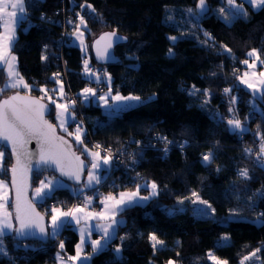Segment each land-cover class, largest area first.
Segmentation results:
<instances>
[{
	"label": "trees",
	"instance_id": "obj_1",
	"mask_svg": "<svg viewBox=\"0 0 264 264\" xmlns=\"http://www.w3.org/2000/svg\"><path fill=\"white\" fill-rule=\"evenodd\" d=\"M195 2L26 0L29 22L18 26L11 50L20 76L30 86L23 92L37 96L41 88L55 87V72L62 73L65 64L64 87L76 96L77 117H82L90 139L83 138V145L78 144L69 135L71 122L68 133H62L74 149L88 164L82 149L92 150L91 141L122 156L134 149L142 153L133 171L120 167L111 176L117 182L112 190L116 194L136 189L146 195L148 184L157 185L158 194L146 203L118 213L122 222L116 237L85 264H214L210 253L227 264H241L254 252L256 255L244 264H264V224L257 222L259 214L264 213V198L260 195L264 193V167L255 161L258 147L264 142V99L261 94L252 96L238 83L246 68L243 61H250L246 55L250 50L255 49L259 56L257 69L264 67L260 63L264 60V8L244 4L248 18L237 17L225 23L211 12L199 17L194 11ZM206 2L211 8L219 4V0ZM87 4L95 11L81 8ZM77 13L87 25L81 28L88 47L84 54L93 68L104 69L110 77L111 92L153 98L111 116L102 114L100 106L83 104L80 91L88 86L100 90L105 86L82 72L84 54L70 42L76 27L65 30L61 51L55 42L62 36L63 18L69 16L70 24ZM107 31H115L125 41L113 47L116 62L100 65L94 62L89 44ZM170 37L177 39L171 43ZM169 49L172 55H168ZM4 80V71H0V86ZM225 89L230 91L226 93ZM12 91H3L0 99ZM48 108L47 119H52L55 108L51 104ZM229 119H239L245 130H230ZM156 135L169 144L165 154ZM205 155L210 161L203 159ZM10 166L7 151L4 171H0V178L7 183ZM241 170H247L248 176H241ZM43 176L58 178L52 173L34 174L32 189ZM63 183L65 186L53 189L49 196L38 202L32 200L46 219L52 208L67 207L75 196L77 186ZM83 184L84 178L80 186ZM137 185L141 187L137 189ZM194 192L211 205L208 215H195L197 207L193 208L191 202ZM8 208L12 215L10 205ZM65 227L64 238L50 236L46 243L17 241L14 231L8 233L2 238L6 255H0V264H54L58 254L72 255L77 237ZM150 234L163 241L155 250ZM225 236L227 240L222 239ZM60 242L64 243L63 249ZM118 246L119 254L115 251Z\"/></svg>",
	"mask_w": 264,
	"mask_h": 264
},
{
	"label": "snow or ice",
	"instance_id": "obj_2",
	"mask_svg": "<svg viewBox=\"0 0 264 264\" xmlns=\"http://www.w3.org/2000/svg\"><path fill=\"white\" fill-rule=\"evenodd\" d=\"M248 2L253 7L264 8V0H248ZM228 5L229 15L224 17L226 21L237 16L246 15L243 5L236 4L235 0H228ZM84 7L95 11L90 4L81 5V8ZM197 8L200 9L201 12L207 11L206 0H199ZM188 11L191 12L192 9H189ZM220 11L221 13H224L226 9L221 8ZM77 16H79L80 19L79 24L76 25V34L77 38L81 40V46L83 48L86 46L83 44V33L80 32L79 29L81 25L84 27H87V25L83 16H80L79 13H77ZM25 19V0H0V27L3 28V31H0V71H3L4 69L2 66L6 65L8 77L4 86L0 88V93L7 89H18L20 87L30 90V86L24 82L23 77L19 75V72L16 69V57L11 55V50L16 40L17 28ZM69 22L71 23V21ZM205 35H208V33H205ZM117 39L121 38L116 36L115 31L101 35L95 42L97 46V56L99 58H104L108 55L109 49L113 47V44ZM170 39L175 41L177 38L170 37ZM101 42H104L103 47H100ZM171 51L172 50L169 49V52ZM248 56H256L257 60H259V56L257 55V51L255 49L250 51ZM45 58L46 57L43 56L41 57V59ZM84 63L85 71H90L88 68V61L85 60ZM243 63L248 64V61L245 60ZM260 63H264V60H261ZM249 67H252V65H249ZM245 75H247V73H245ZM260 75L261 77H264V73H261ZM242 82L247 83V81ZM57 83H59V81H57ZM261 83L264 84V80H261ZM248 87L253 88L254 94L255 92L261 93L260 98L264 99V88H256L252 84H248ZM40 91L45 94L47 92L44 88H41ZM224 91L227 93L230 90L225 89ZM83 92L84 94H96L90 88H85ZM99 99L107 104L104 96H100ZM112 99L115 101H124L139 100L140 98L137 96L124 97L117 94L112 97ZM235 100L236 98L233 97L232 102L235 103ZM53 103H55V101H53ZM56 107L60 110L57 112V120L59 121L60 128L62 131L67 132L68 129L65 127V124L68 117L65 116V113H67L68 107L61 104H56ZM46 111L47 106L41 103L39 99L21 96L18 93L0 101V171H4L3 161L9 147L11 148L12 156L15 158V163L10 169L12 174L11 188L15 190L14 203L9 199V184L4 180H0V255H6V251L3 248L2 238L12 231L16 233L17 239L28 234H34L31 233L32 229H38L41 235H49L43 226V217L35 211L32 202L27 197L28 172L33 168L41 170L42 166H44L45 169L47 167L55 166V169L60 171L62 175L74 177L77 181H79L80 172L86 168L84 161L71 151V146L68 145L67 141L64 140L63 137L56 135L54 126L44 118ZM229 111H232V109H229ZM228 124L230 126V130H245L243 129V125L239 119H229ZM80 133L81 128L77 127L75 139L78 144L83 143ZM69 135H72V133H69ZM32 139L37 141L39 148L38 159L35 164L32 163L33 154L26 148V145ZM95 147L99 148V145H96ZM246 151H251V149H247ZM85 152L92 157L91 168L88 169V181L86 185L91 186L93 181L96 183L100 182V178L94 174L95 170L101 167L99 163V153L90 152L87 148H85ZM165 152H167V149H165ZM261 154L264 155V143L261 144ZM203 159L205 161H210V156L205 155ZM103 163L107 165L109 163V158L105 157ZM261 166L264 167V164ZM240 175L247 177V170H241ZM52 184L53 181L47 180V178H45V180H41L39 187L34 190V197H40L43 199L49 196ZM140 187V185H137V189ZM151 188L152 191L149 195H157V185L154 182L151 184ZM192 195L196 197V200H198L201 204H205L207 205V208H211V205L207 204V201L200 200L199 196L195 192L192 193ZM260 195L264 198V193H260ZM137 197L138 191L121 192L118 199L109 195L101 201V203L104 204V211H101L100 213L88 212L85 213L84 217L78 216L77 213L84 212V208L91 203L90 197H86L84 207H73L68 211H62L61 209L54 207L51 215V235L54 237L65 223H70V221L66 219L68 217H71L77 224H79L81 219H90L99 216L101 220H108L111 218V222L90 226L88 229L89 234L92 230L102 231L104 234L102 240L109 239L111 238L110 230L118 223H121V221H117L116 219L117 214L127 206L136 203ZM139 199L148 200L149 196L139 197ZM193 202L195 203L196 201ZM9 205L15 209V221L19 224V227L17 228H13L12 215L8 211ZM204 214H207V212L205 211ZM257 222L264 224V213L259 214ZM85 231V228L80 229L81 241L76 245V255L69 257V260H71L73 264L77 261L83 262L90 259V256L81 255L84 245L88 242V238H90V236H85ZM121 239H123V237ZM149 239L153 242L152 247L154 250L157 245L163 244V241L158 239L155 234H150ZM222 239L227 240L228 237L225 236ZM59 246L63 249L64 243L61 242ZM91 246L93 254L98 252L102 248L101 240H92ZM115 251L119 254L121 252L120 247L118 246ZM256 251H260V249H257ZM255 255L256 253L254 252L251 256L244 257L241 264H244V261L251 259ZM59 258L58 254V259ZM209 259L214 261V264H227L226 261L219 260L211 253L209 254ZM168 264H174V262L169 261Z\"/></svg>",
	"mask_w": 264,
	"mask_h": 264
},
{
	"label": "crops",
	"instance_id": "obj_3",
	"mask_svg": "<svg viewBox=\"0 0 264 264\" xmlns=\"http://www.w3.org/2000/svg\"><path fill=\"white\" fill-rule=\"evenodd\" d=\"M236 1V0H235ZM223 2H224V0H223ZM237 2H239L240 4H249L250 6H252L249 2H246V1H244V0H237ZM25 5H26V0H25ZM244 8V7H243ZM254 8V7H253ZM244 10H245V8H244ZM246 12V11H245ZM219 17V16H218ZM237 17H241L242 19H247L248 18V13L246 12V15H242V16H237ZM237 17H235V18H231V19H229L228 21H226L223 17L221 18V17H219L223 22H227V23H229V22H231V21H233L234 19H236ZM0 31H3V28L2 27H0ZM17 32V31H16ZM72 35V34H71ZM70 35V36H71ZM16 38H17V33H16ZM71 42V41H70ZM72 43V42H71ZM11 55H13V53L11 52ZM15 56V55H14ZM251 58H250V61L248 62V64H244L245 65V69H244V71L241 73V75H240V77H239V79H238V83H239V85H241L244 89H246L252 96H254V97H259L260 96V94H259V92H255V94H254V90H253V88H249L248 87V84H252V85H254L256 88H264V84H262L261 83V80H264V77H261V73H264V67L263 68H261V69H257L258 68V65H259V60H257V57L256 56H250ZM15 64H16V61H15ZM249 65H252V67H249ZM3 67V71H4V76H5V80L3 81V83H2V85L0 86V88H2L3 86H4V84H5V82L7 81V66L6 65H3L2 66ZM16 69H17V71H18V68H17V66H16ZM19 72V71H18ZM245 73H247V75H245ZM20 75V74H19ZM23 80H24V78H23ZM242 81H247V83H243ZM25 82V81H24ZM7 90H11V89H7ZM13 90V89H12ZM15 90H20V91H22V90H24V88L23 87H20V88H18V89H15ZM56 104H61V105H63L61 102H56V103H54V108H55V113H54V115H53V119H54V124L56 125V127L60 130V131H62L61 130V128H60V124H59V121L57 120V112L58 111H60L59 109H57V107H56ZM65 116L66 117H68V120H67V122H66V124H65V127H67V129H68V124H70L71 122H72V120L74 119V118H71V114H70V111H69V109H68V111H67V113H65ZM62 132H65V131H62ZM74 136V135H73ZM74 139H75V136H74ZM76 140V139H75ZM264 143V142H263ZM259 148V153L261 154V145L258 147ZM82 150H84L85 151V148L83 147V149ZM88 151H90V152H95L94 150H88ZM85 154L88 156V158H89V161H90V163H89V165H88V167H89V169L91 168V163H92V157L90 156V155H88V153L87 152H85ZM103 160H104V158H103V156H100L99 155V163H100V165H101V167L100 168H98V169H96L95 170V172H94V174L95 175H97L100 179L102 178V176L104 175V173H105V168H106V166L107 165H105L104 163H103ZM260 164H264V155H262L261 154V162H260ZM45 178H47V180H52L53 181V184H52V186H51V191L53 190V189H55V188H58L59 186H65V183H63V181L61 180V179H58V178H53V177H50V176H43V177H40L39 179H38V181H37V184H36V187H34L33 189H32V191H31V193H30V196H31V199L34 201V202H38L39 200H41V198L40 197H34V190L37 188V187H39V185H40V181L41 180H45ZM0 180H3V179H1L0 178ZM87 181H88V169H87V174H86V176L84 177V184L82 185V187H81V189L82 188H86V189H92V187L95 185V181H93V183H92V185L91 186H86L87 185ZM6 182V181H5ZM47 182V181H46ZM7 183V182H6ZM81 189H78V190H75L74 191V193H76V192H78V191H80ZM133 191H137L136 189H134V190H128V189H125V191H120L116 196H114V197H116L117 199L119 198V194L121 193V192H133ZM8 193H9V199L11 200V197H10V187H9V189H8ZM93 197L95 196V194H93L92 195ZM107 196H109L107 193H103L102 195H99L98 196V198H101L100 200L98 199L97 200V205H98V207L95 209V210H93V211H89V212H92V213H100L101 211H104L105 209H104V204H102L101 203V201L105 198V197H107ZM141 195L139 194V192H138V197H137V200H136V203H134V204H132V205H129V206H133V205H136V204H138V203H141L140 202V199H139V197H140ZM111 203V202H110ZM129 206H127V207H129ZM55 208H59V209H61L62 211H65L64 209H63V207L62 206H60V207H55ZM53 209V208H52ZM52 209L50 210V213H49V216H48V219H47V228H48V233H49V235H48V237H53L52 235H51V232H52V227H51V215H52ZM125 209V208H124ZM8 211H9V208H8ZM10 212V211H9ZM85 213H88V212H78L77 213V215L78 216H80V217H84L85 216ZM109 216H110V214H109ZM68 221H70V223H65L64 225H67V227H69V230L72 232H74V234H75V236L77 237V241H76V243L74 244V246H73V248H74V251H73V254L72 255H70V256H60L59 255V259L57 258L56 260V262L54 263V264H73V262L71 261V260H69V257H72V256H75L76 255V245L77 244H79L80 243V241H81V233H80V229L81 228H85V236L86 237H89L90 236V238H88V242L84 245V247H83V252L81 253V255L82 256H92V255H94L93 254V252H92V246H91V241L92 240H101V243H102V248H101V250H103V249H105V246H107L116 236V230H117V228H118V226H119V224L120 223H118L117 225H115L114 227H113V229H111L110 231H111V238H109V239H105V240H102V237H103V232L102 231H96V230H92L91 231V233L89 234V231H88V229H89V227L90 226H95V225H98V224H105V223H110L111 222V218H109L108 220H101L100 218H99V216H96V217H94V218H84V219H81L80 220V223L79 224H77L76 223V221L75 220H73L71 217H68V218H66ZM116 219H117V221H121L122 222V219L120 218V216H119V214H117V216H116ZM12 220H13V218H12ZM63 225V226H64ZM14 226V225H13ZM62 226V227H63ZM62 227L58 230V233H57V235H55L54 237H56V236H58L59 235V233L61 232V229H62ZM11 233V232H10ZM101 250H99V251H101ZM91 259V258H90ZM90 259H88V260H86V261H83V262H81V261H77V262H75V264H85V263H88L89 261H90Z\"/></svg>",
	"mask_w": 264,
	"mask_h": 264
},
{
	"label": "rangeland",
	"instance_id": "obj_4",
	"mask_svg": "<svg viewBox=\"0 0 264 264\" xmlns=\"http://www.w3.org/2000/svg\"><path fill=\"white\" fill-rule=\"evenodd\" d=\"M244 1H246V2H248V0H244ZM236 2V4H240L239 2H237V0L235 1ZM209 4V3H208ZM243 5V7L245 8V5L244 4H242ZM221 8H224V9H226V11L224 12V13H221V11H220V9ZM229 5H228V0H224V2H223V0H219V4H217V5H215V7H210L209 8V11H208V13L209 12H211V13H213V14H216L217 16H219V17H225V16H228L229 15ZM172 18H174V16L172 17ZM172 18H170L171 19V21L173 20ZM67 19H70V17L69 16H65L64 17V19H63V24H62V26H61V30H64L63 29V26L65 27V23L64 22H66L67 21ZM225 19V18H224ZM75 23H76V25L77 24H79V19H77V20H75ZM83 27V25H81L80 26V29H79V31L80 32H82L83 33V44H84V46H86V47H83L82 48V46H81V40L80 39H78L77 38V34H76V29H74V32L72 33V35H71V42H72V44L75 46H77L79 49H80V51L84 54H86L87 52V49H88V47H87V42H85L84 41V31L83 30H81V28ZM170 39V38H169ZM57 40V39H56ZM56 42V41H55ZM92 42V41H91ZM170 42L171 43H173V40H171L170 39ZM91 44V43H90ZM90 44H89V48H90ZM250 51H252V50H250ZM249 51V52H250ZM248 52V53H249ZM248 53L246 54L247 56H248ZM168 55H172V53L170 52ZM249 57V59L251 58L250 56H248ZM82 72H83V74L85 75V77L86 78H89V79H94L95 80V83H97L98 84V81H101V83L102 84H104V86H105V88L104 89H98L97 88V86L96 87H91V86H88V88H90V89H92L96 94L95 95H92L91 93H88V94H84V92H83V90L82 91H80L79 92V96L81 97L80 99H81V101L83 102V104L84 105H86V106H88V105H95V106H100V108H101V110H102V114H104V115H106V116H111L112 114H114V113H117L118 111H121V110H123V109H126V108H130V107H132V106H135V105H139L140 103H142L143 101H145V100H148V99H151V98H153V96H149V97H146V98H143V99H141L140 97V99L139 100H124V101H115V100H113L112 99V97H114V96H116L117 95V93H112L111 92V90H110V83H109V79H110V77L107 75V73H105L104 72V69L103 70H100V69H95V68H93L92 70H90V71H88V72H86L85 71V66H83V68H82ZM56 77V82H55V87H53V88H51V89H46V88H44V89H46L47 90V92H46V94L45 93H43V92H41L40 90L38 91L39 92V94L37 95V97H39V98H41L44 102L46 101L48 104H51V105H53V107H54V103H53V101H55V103L56 102H61L63 105H66L67 107H68V109H69V111H70V114H71V118H74L73 120H72V122L75 120V116H76V119H78L77 118V115L74 113V112H72V109L73 108H71L70 106H68L69 104H64V102L66 101V98H67V91H66V89H65V87H64V85L62 84V82H61V80H59L58 78V76H55ZM25 81V80H24ZM57 81H59V83H57ZM26 83V82H25ZM90 85V84H89ZM99 88H101L100 86H99ZM25 90H28L29 91V89H25L24 88V91ZM11 91H12V89H11ZM13 91H20V90H15V89H13ZM21 92V91H20ZM22 93H23V90H22ZM27 94V93H26ZM260 94V93H259ZM118 95H120V96H124V97H128V96H135V95H123V94H118ZM100 96H104L105 97V100L107 101V104H105V102L104 101H102V100H100L99 99V97ZM76 100H77V98H76ZM252 103H253V105L254 106H256L257 105V103L255 102V100H252ZM77 105H78V100H77ZM78 107H79V105H78ZM74 113V114H73ZM52 119H53V117H52ZM52 119H50V120H52ZM54 120V119H53ZM79 127V126H78ZM80 128V127H79ZM72 129V131H71V133H72V135H74L75 136V134H76V129H74L73 127L71 128ZM69 130V129H68ZM67 130V131H68ZM84 129L83 128H81V133H80V135H81V139L83 140V138L84 137H82L83 135H84ZM68 133V132H67ZM73 136V137H74ZM85 140V139H84ZM83 145V144H82ZM91 146V145H90ZM92 148L94 147V148H96L95 146H91ZM137 148H141V146L140 145H137L136 146ZM81 148H82V146H81ZM92 150H94V149H92ZM96 152V151H95ZM101 152H99V155L100 156H103V158H105V157H108L106 154H100ZM130 154H132V151L130 150V152H129ZM258 155H260V157H261V154L259 153V148H258ZM89 165V164H88ZM87 169H89V167L87 168ZM86 173H85V176H86V174H87V170L85 171ZM84 176V177H85ZM104 176H102V178H103ZM102 178L100 179V180H102ZM97 183H95V185H96ZM151 184L152 183H150V184H148L147 186H148V193L146 194V195H141L140 197H145V196H149V198L151 197L149 194L151 193V191H152V188H151ZM76 188H78V189H81V186H77ZM77 189V190H78ZM82 189H85V188H82ZM96 192L93 190L92 191V193H90L89 194V196H87V197H90L91 198V201H92V199H94V197L92 196L93 194H95ZM102 193H106V192H102ZM108 195H110L109 193H107ZM99 200L101 199V198H98ZM191 202H192V205L193 204H195V206L193 207V208H196L197 207V210H203L204 212L206 211L207 212V214H204V212H202V213H200V212H198L197 210L195 211V215L196 216H202V215H208L209 214V212L211 211L210 210V208H207V205H205V204H201L198 200H196V198H191ZM146 201L147 200H140V202H142V203H146ZM193 201H196L195 203L193 202ZM70 204V203H69ZM68 204V206L67 207H65V208H63L65 211H68L69 209H70V205ZM98 206H97V204H95L94 206H93V209L92 210H90V211H93V210H95L96 208H97ZM84 212H89V211H84ZM61 243V242H60ZM211 260V259H210ZM212 261V260H211ZM213 263H214V261H212Z\"/></svg>",
	"mask_w": 264,
	"mask_h": 264
},
{
	"label": "built area",
	"instance_id": "obj_5",
	"mask_svg": "<svg viewBox=\"0 0 264 264\" xmlns=\"http://www.w3.org/2000/svg\"><path fill=\"white\" fill-rule=\"evenodd\" d=\"M65 15V14H64ZM25 16H26V19L23 20V22H26L28 23L29 22V16H28V12L25 11ZM64 19V18H63ZM75 20H77V16L74 15V19L71 21V23H67L64 22L65 24H69L68 27L65 25V27L63 26V29L62 30V36H60L59 38H57L56 42H57V46L59 48V50L61 51L65 45V37L67 35V31L68 30H72L74 27H76V23H75ZM75 24V25H74ZM67 30V31H65ZM85 60L88 61V57L87 55H83L82 59H81V63H82V66H85ZM88 68L90 70L93 69V67L91 66V64L88 62ZM64 70H65V64H62V73H58V72H55V75H57L59 78V80H61L62 84L65 85V75H64ZM66 86V85H65ZM66 91H67V98H66V101L64 102V104H69L68 106H70L72 109V111L78 116V113H79V107L77 105V100H76V96H74V94L68 90L66 88ZM78 119L75 118V120L73 121V124H72V127L74 129H77V127L79 126L80 128H83L84 129V135L82 137H84V139H86L87 141H89L90 139H87V134H88V131H87V128L84 124V121L82 119V117H77ZM157 138L161 141V148L162 150L164 151V154L166 153L165 152V149H169V144L167 142H165V138H163V136H159V135H156ZM90 145L91 146H96L95 143L93 141L90 142ZM179 148H182L183 145L182 144H179L177 145ZM137 148V147H136ZM94 149V151L96 152H101L102 154H106L109 158V163L107 164V167L105 168V173H104V177L102 178V180H100L99 183H97L96 185H94L92 187V189H81L80 191H78L77 193H75V196L74 198L72 199L71 203L69 204L70 205V209L73 208V207H84L85 203H86V197L89 196L90 193H92V191L94 190L96 193H95V196H94V199H92L91 203L88 204V206L86 208H84V211H90L93 209V206L95 204H97V200H98V196L100 194H102L103 192V189H106L107 192L112 195V196H116V192H112V190L114 189V187H116L117 185V182L112 179V175L114 172H117L118 169L121 167V170H125V171H133V169L135 168V166L140 162L141 160V156H142V153L138 154L136 152H134V150H131L132 151V154L130 153H127L126 155H121L120 153H117V152H114V151H109V150H105L103 148H92ZM140 149V148H139ZM142 149H144V147H142ZM100 153V154H101ZM255 161L256 163H259L261 162V157L260 155H256V158H255ZM98 206V205H97ZM66 225H64L62 227L63 228H66L65 227ZM62 229H61V232L59 233L58 236H56L58 239H60L59 237L61 238H64V234L62 233ZM57 239V240H58Z\"/></svg>",
	"mask_w": 264,
	"mask_h": 264
},
{
	"label": "water",
	"instance_id": "obj_6",
	"mask_svg": "<svg viewBox=\"0 0 264 264\" xmlns=\"http://www.w3.org/2000/svg\"><path fill=\"white\" fill-rule=\"evenodd\" d=\"M198 2H199V0H196V2H195V7H194V11H195V13H196L199 17H202V16H204L206 13H208L210 6H209V4L206 2V5H207V9H208V10L205 11V12H201L200 9L197 8V4H198ZM110 32H113V31L102 32V33H100L99 35H97L96 38H94V39L91 40L92 42H91V44H90V52L92 53V58H93L94 62H96V63H98V64H100V65H108V64H111V63L116 62V61H115L116 58H115V55H114L113 47H114L115 45H117L118 43H121V42L125 41V39H124L123 36H121V35H119V34L116 33V36H117L118 38H121V39H117V40H116V42L113 44V47H112L111 49H109V54H108V55H106L104 58H99V57L97 56V46H96L95 42L99 39V37H100L101 35H103L104 33H110ZM103 44H104V42H101L100 47H103ZM17 93H18L19 95H21V96L31 97V98H33V99H39L41 103H43V104H45V105L47 106V111H46V113H45V117H44V118H45L50 124H52V125L54 126V128H55V130H56V135H57V136H60V137H63V139L67 141L68 145L71 146V151L74 152L75 155L79 156L80 159L83 160L84 163H85V165H86L85 170H83V171L80 172V175H79V181H77L74 177H71V176H68V175H62L60 171H58V170L55 169V166L47 167L46 169L44 168V166H42L41 170H37V169L33 168L31 171L28 172V174H27V177H28V179H27V185H28V186H27V197H28V199L32 202V204H33V206H34V208H35V211H36L37 213H39L40 216L43 217V221H42V223H43V226H44L45 229H46V232L48 233L47 219H46V217H44V215H43V214L37 209V207L35 206V203L32 201L31 196H30V193H31V191H32V186H33V185H32L33 175H34V174H37V173H43V172H44V173H52V174H54L56 177L62 179L63 181H66V183H69V184H71L72 186H80V185H81V182H82V180H83V178H84V176H85V173H86L85 171H86L87 168H88V162L85 161V159L82 157V155H79V154H78L77 150L74 149V146H73L71 140H69V139H68V138L62 133V131H60V130L56 127V125L54 124L53 120L47 119V116H48V114H49V109H50V108H48V103H47L46 101L44 102L41 98H39V97H37V96H35V95H34V96H31V95H29V94H26V93H24V92L22 93V92H19V91H12L11 94L1 97L0 101L5 100V99H7L8 97H10V96H12V95H16ZM26 148H27V150H28L30 153L33 154V156H32V163L35 164L36 160L38 159V152H39V148H38L37 141H36L35 139L30 140V141L28 142V144L26 145ZM7 151H8V153H10V164H11V166L9 167V170H8V175H9L8 184H9V186H10V197H11V201L14 203V200H15V190L11 188L12 174H11L10 169H11V167L13 166V164L15 163V158H14V157L12 156V154H11V148H10V147L7 149ZM10 207H11V211H12V218H13V225H14L13 228H17V227H19V224L16 223V221H15V209H14L11 205H10ZM31 233H34V234H28V235H26V236H24V237H20V238L17 239V238H16V233L14 232V238H15V240H17V241H18V240H19V241H37V242H39V243H40V242H41V243H46V241L48 240V239H47L48 235H47V236L41 235V234L39 233V230H38V229H32V230H31Z\"/></svg>",
	"mask_w": 264,
	"mask_h": 264
},
{
	"label": "bare ground",
	"instance_id": "obj_7",
	"mask_svg": "<svg viewBox=\"0 0 264 264\" xmlns=\"http://www.w3.org/2000/svg\"><path fill=\"white\" fill-rule=\"evenodd\" d=\"M77 193V192H76Z\"/></svg>",
	"mask_w": 264,
	"mask_h": 264
}]
</instances>
